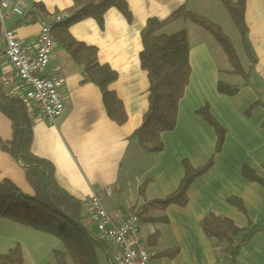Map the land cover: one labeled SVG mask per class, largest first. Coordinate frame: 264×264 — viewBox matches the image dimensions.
Here are the masks:
<instances>
[{"label": "crops", "instance_id": "0c3cea01", "mask_svg": "<svg viewBox=\"0 0 264 264\" xmlns=\"http://www.w3.org/2000/svg\"><path fill=\"white\" fill-rule=\"evenodd\" d=\"M25 2L23 17L14 16L12 8L5 9L0 4V10L8 14L4 26L0 27V41L4 46L0 51V116L17 113L18 106L7 105L9 101L26 105V112L33 122L31 154L51 164L59 187L84 204L83 224L94 237L100 238L90 205L94 196L102 199L113 223L120 225L132 215L133 209L138 211L146 201L160 200L174 193L184 177V161L199 167L212 158L217 134L197 114L209 106L227 131L222 152L216 157L213 168L197 179L189 190L186 208L171 206L153 214L168 221L157 225L162 227L158 229L159 242L166 234L170 243L167 250L178 248L180 251L171 264H220L216 248L202 228L208 216L214 214L231 220L241 229L251 222L264 221V185L250 184L241 174L242 168L247 166L264 182V0L246 2L250 54L256 60L252 67L247 55L250 69L247 79L232 74L223 50L215 47V40L189 30L188 23L179 22L164 30L166 34L170 28L179 26L173 33L187 32L192 73L179 104L177 126L173 132L162 136L164 149L158 155H150L130 141L142 126L148 110L150 84L140 64L141 34L149 20L164 21L182 7L194 12L193 1L126 0L133 16L132 24L113 9L105 16L103 30L93 20L83 21L69 30L75 41L98 50L101 65L109 66L117 73L118 80L111 90L123 103L128 116L122 127L108 118L100 90L92 84H83L82 69L56 41L50 65L42 73L45 79L62 82L61 100L65 111L55 125L44 121L37 106L26 100V88L22 83L17 80L11 85L1 83L3 76L13 72L4 57L6 46L2 32L13 31L25 54L35 59L42 28L52 24L56 17L66 16V11L73 5L72 0ZM213 2L209 0V4H215ZM40 6L43 11H39ZM181 23L184 27L178 25ZM240 78L242 81H231ZM220 83L237 86L240 90L231 98L221 96L218 93ZM0 140L4 145L0 158L12 164L14 156L4 148H14L12 120L8 126H0ZM5 177H0V183L10 180ZM145 181L149 182L146 201L138 198V191ZM107 191L111 192L110 197L106 196ZM230 198L243 202L245 214L227 203ZM262 235L256 236L250 244L264 238ZM244 252L245 249L241 253ZM99 256V264H117L114 253ZM150 256L152 258L154 254L150 253ZM240 257L236 264H244L239 261Z\"/></svg>", "mask_w": 264, "mask_h": 264}, {"label": "trees", "instance_id": "16d2710c", "mask_svg": "<svg viewBox=\"0 0 264 264\" xmlns=\"http://www.w3.org/2000/svg\"><path fill=\"white\" fill-rule=\"evenodd\" d=\"M220 1L239 33L253 67L256 60L250 54L251 47L245 22L247 0ZM72 4V8L65 13L69 19L55 27V41L82 69L83 84H92L100 90L108 118L122 127L127 123L128 116L123 103L111 90L112 85L118 80L117 73L109 66L101 65L98 50L75 41L69 30L86 20L95 21L103 30L105 16L113 9L132 24L133 16L128 3L126 0H72ZM38 8L39 11H43L42 6ZM179 22L195 25L212 36L227 57L231 73L247 79L232 40L211 20L189 11L186 7L178 9L164 21L149 20L141 34L143 51L140 55L141 68L147 73L150 84L148 110L143 117L142 126L133 134L130 141L135 142L150 155L163 152L162 136L175 130L179 104L190 84L191 47L187 32L183 30L171 36L163 33L165 29ZM239 90L237 86L223 83L218 85V93L224 97H234ZM10 104L18 106L17 113H5L13 122L14 148H4L10 150L23 166L27 189L31 193L23 194L10 180L1 182L0 221H7L59 240L65 252H54L55 264H99L98 254L99 252L108 254L107 245L101 238L94 237L85 227L84 204L59 187L51 164L31 154L33 122L26 112V105L19 101H9L7 105ZM197 114L217 134L215 153L209 161L199 167L184 161L182 163L184 177L179 187L163 199L147 202L149 182L145 181L138 191V198L146 203L138 211L132 210V215L139 218L141 226L167 224V219L154 216L153 213L158 210L171 206L186 208L189 203V190L197 179L213 168L216 157L223 150L227 137L226 129L218 123L209 106H205ZM241 174L250 184L264 185L262 179L247 166L242 168ZM227 203L245 214V207L240 199L230 198ZM202 228L216 248V255L220 261L236 264L243 248L256 236L264 234V221L258 224L251 222L247 228L241 229L231 220L212 214L203 221ZM160 236V232L157 231L148 237L145 242L147 249L155 248ZM179 252L178 248H173L157 254L154 258L174 261ZM0 264H27L22 247L18 245L7 254H0Z\"/></svg>", "mask_w": 264, "mask_h": 264}, {"label": "built area", "instance_id": "2783aa9c", "mask_svg": "<svg viewBox=\"0 0 264 264\" xmlns=\"http://www.w3.org/2000/svg\"><path fill=\"white\" fill-rule=\"evenodd\" d=\"M5 9L12 8L16 17H23L26 8L25 0H1ZM8 14L0 10V27ZM68 16L56 17L50 25H45L40 33V45L37 57L29 58L15 33L11 30L2 32L6 49L4 57L12 66V74L2 77L3 85H11L19 81L26 88V100L41 111L42 119L51 126L64 115V105L61 100V81H51L42 77L44 70L50 65L55 50L54 28L67 21ZM107 197L111 192L107 191ZM96 216L97 230L110 253L115 254L117 264H150L151 256L141 237L139 218L130 215L120 225H115L106 212L102 199L94 196L90 202ZM220 264H226L220 261Z\"/></svg>", "mask_w": 264, "mask_h": 264}, {"label": "rangeland", "instance_id": "374dc122", "mask_svg": "<svg viewBox=\"0 0 264 264\" xmlns=\"http://www.w3.org/2000/svg\"><path fill=\"white\" fill-rule=\"evenodd\" d=\"M194 13L207 18L219 25L225 34L232 40L237 56L241 61L243 70L246 75L249 74V62L247 60V54L243 47L242 40L240 35L233 22L230 20L227 11L225 9L224 4L220 0H212L215 4H209V0H192ZM184 27V24H178ZM189 30H195L199 33H203L212 39V36L209 34L199 30L198 27L192 25L190 23L187 24ZM174 28H170L167 32V35H173L176 30ZM179 32V31H178ZM192 35V34H191ZM213 40V39H212ZM214 41V40H213ZM215 47H217L220 51L219 45L215 42ZM4 48L3 43L0 41V51ZM225 59V58H224ZM2 75V71H0V77ZM231 80V79H229ZM231 81H242L240 80H231ZM9 120V121H8ZM10 119L6 116H0V126H8ZM3 144L0 140V157L2 155ZM0 172L2 176H6L5 178L10 179L21 191L23 194L29 195L31 192L27 189V181L25 176V170L23 166L18 163L16 157H13L12 164L7 163L6 160L0 158ZM6 180V179H5ZM162 227L154 226V225H144L142 238L143 241L146 242L148 237L153 235L158 229ZM147 230V231H146ZM264 236V235H262ZM168 236L165 234L164 237L159 242V245L156 248L150 249L151 255L154 256L151 258V264H171V261L168 260H159L154 258L157 254L165 252L169 246ZM260 240H256L252 244H249L248 247L243 248L245 252L240 257V262H244V264H264V238H258ZM18 245L22 247L24 252V256L28 262V264H55L54 252H65L62 243L54 239L48 235L40 234L29 230L27 228L12 224L7 221H0V254H7L12 249L16 248ZM149 253V254H150ZM259 254V257L256 254ZM103 252H99V255L103 256Z\"/></svg>", "mask_w": 264, "mask_h": 264}]
</instances>
